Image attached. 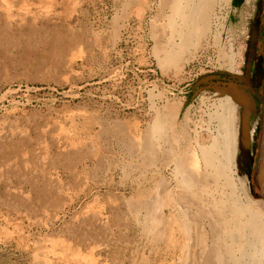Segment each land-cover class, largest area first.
Wrapping results in <instances>:
<instances>
[{
	"label": "rangeland",
	"instance_id": "374dc122",
	"mask_svg": "<svg viewBox=\"0 0 264 264\" xmlns=\"http://www.w3.org/2000/svg\"><path fill=\"white\" fill-rule=\"evenodd\" d=\"M178 4L0 0V264H218L213 206L228 190L204 163L211 145L234 154L228 181L244 202L248 177L264 218L222 124L239 106L192 94L202 76L235 72L250 13L216 0L199 45L165 65L181 51Z\"/></svg>",
	"mask_w": 264,
	"mask_h": 264
},
{
	"label": "bare ground",
	"instance_id": "6f19581e",
	"mask_svg": "<svg viewBox=\"0 0 264 264\" xmlns=\"http://www.w3.org/2000/svg\"><path fill=\"white\" fill-rule=\"evenodd\" d=\"M181 1L179 0V2H181ZM191 1L193 3L192 6H191ZM254 1L255 0H246L245 1L246 10L249 13H252V11L255 8ZM187 3H189V5H187V7H184V8H182L181 5L178 4V5H180L178 10H179V15H180L181 20H182L181 29H178V32L180 33V36H181V44H179L181 47V51L177 48L174 50L166 49L165 55L162 58V60H163L162 62H164L165 65H168V64L172 65L173 63H176L179 60H181L183 57L182 53L185 51L184 50L182 52V49L187 48L188 50L191 51L197 45H199L198 41H197L198 35H201V37H202L204 35V33H202V32L207 31L209 26H211V23H212L211 21L214 17L213 16V14H214L213 8L215 7V5H217L216 0H187ZM228 4H229V2H228ZM227 6L228 5H226V7ZM171 14H172V11H171ZM170 17H172V15ZM217 41L219 42L220 38L217 39ZM169 44H171V43L169 42ZM239 50H241V49H239ZM241 52H243V51L241 50ZM162 54H164V53H162ZM239 58H240L239 60L236 59L233 61V63L230 64V66H229L230 70L237 71L239 69V66L241 64V60H243V58H244V53L240 54ZM226 67H228V66H226ZM234 110H235V112H238L236 114L234 113V115H235V116H233L234 118L231 121H229L230 119L227 121H223L222 124L227 127L226 128L228 130V131H226L227 134H231L230 135L231 138L238 140L239 134H237V130H239V128H240V109L234 108ZM170 111L172 113H174L176 110H175V108L170 107ZM159 122H160V120H159ZM254 127H256V126H254ZM159 128H160V125H159ZM233 135H234V137H233ZM236 135H238V136L236 137ZM226 139H227V137H226ZM202 156H203V160H204L205 165L211 170V175L213 176L215 182L217 183L216 184L217 187H219L218 182H221L220 181L221 178L222 179L225 178L226 182H224L223 185L228 190V195L227 196L224 195V196H226L225 198H222V196H221V198H222L221 202H218L217 204H215L216 202L215 203L212 202V203H214V206H213L214 213H215L214 218H216L215 220H217L216 231L218 233L217 240L215 241V239H214L215 244L213 246V250H214V252H216L218 264H225V262L228 260V258H229L228 261L231 262L232 264H264V218L259 216L258 213L251 206L252 205L251 203L256 202L257 199L253 198L250 195V192H249L250 181H249L248 177L240 175V179H239L240 184H241V186L245 192L246 198H247V201L243 202L235 194L234 184L231 181H228V178L226 176V175H228L227 174V169L229 168V167L227 168V165L229 164L228 162L231 160V158L234 157V154L229 150L228 151L227 150L220 151L216 146L211 145V146L205 147L203 149ZM193 160H194V162L192 163V166H191L190 171H189L191 173L190 176H193L195 179H199L198 161L195 160V158ZM186 163H185V165H186ZM182 167H183V165H182ZM185 167H188V166H184V168ZM182 171H180V172L183 173L184 171H186V169L183 172ZM193 177H192V179H193ZM208 180H210V179H208ZM188 186H190V185H188ZM184 216H185V214H184ZM185 219H187V218H185ZM184 220L182 222V228L181 229L183 232H186V234L188 235V233L191 230L190 229V226H191L190 223H192V222L191 221L189 222L187 220L184 221ZM203 233H202V235H203ZM189 236H188V240L191 237V236L190 237ZM201 241L203 243V246L206 247L207 242L205 241V239L203 240V238H202ZM207 241H208V239H207Z\"/></svg>",
	"mask_w": 264,
	"mask_h": 264
},
{
	"label": "water",
	"instance_id": "95a60500",
	"mask_svg": "<svg viewBox=\"0 0 264 264\" xmlns=\"http://www.w3.org/2000/svg\"><path fill=\"white\" fill-rule=\"evenodd\" d=\"M261 31L264 35V8L261 17ZM259 32L255 28L254 39ZM263 67L260 74V90L259 97L261 100L260 110L256 108V102L251 95L244 93L241 87L233 82H224L214 80L215 76H203L197 82L196 86H200L196 93L203 90H211L219 96H231L233 101L241 108L240 109V128H239V154L237 157L238 168L242 172L244 170L241 162H247L249 177L251 179V191L255 197L264 199V39H263ZM254 51V48H252ZM252 58L249 65L251 68ZM244 79L242 76L234 75ZM252 112L255 115L260 114L259 134L255 138L251 136L250 119ZM255 140V145H254Z\"/></svg>",
	"mask_w": 264,
	"mask_h": 264
},
{
	"label": "flooded vegetation",
	"instance_id": "af4514ba",
	"mask_svg": "<svg viewBox=\"0 0 264 264\" xmlns=\"http://www.w3.org/2000/svg\"><path fill=\"white\" fill-rule=\"evenodd\" d=\"M246 1V0H245ZM244 0H232V3L235 7H245L246 3ZM264 0H255V8L248 16V35H247V48L244 56V63L240 71H213L206 76L213 75L215 76L214 80H221L224 82H233L241 87V90L244 93H248L251 95L252 99L256 102V108L260 110L261 100L259 97L260 90V74L261 69L263 67V39L264 35L261 31V17L264 8ZM260 6V7H259ZM259 29L255 39V28ZM254 48V51L252 50ZM252 58L251 68L249 65L250 59ZM246 65V66H245ZM234 75L242 76L244 79H240V77H236ZM205 76V75H204ZM203 77V76H202ZM200 86L194 87L192 90V94L196 93ZM219 96V95H218ZM240 108V107H239ZM241 109V108H240ZM260 114L255 115L253 112L251 114L250 119V132L251 136L255 138L259 134V126H260ZM255 124V125H254ZM256 126V127H254ZM255 145V140H254ZM245 172L249 171L248 163L241 162ZM244 172V171H242Z\"/></svg>",
	"mask_w": 264,
	"mask_h": 264
}]
</instances>
